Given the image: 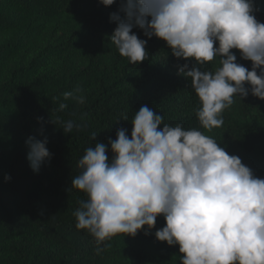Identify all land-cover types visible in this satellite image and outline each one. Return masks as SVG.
<instances>
[{
	"label": "trees",
	"instance_id": "16d2710c",
	"mask_svg": "<svg viewBox=\"0 0 264 264\" xmlns=\"http://www.w3.org/2000/svg\"><path fill=\"white\" fill-rule=\"evenodd\" d=\"M255 3L260 8L256 18L264 23V0ZM119 4L0 0V264H180L179 246L155 239V230L165 226L162 216L151 234H118L99 254L94 238L75 227L73 213L87 196L71 190V180L88 147L114 140L120 128L130 137L135 113L145 105L163 115L165 124L200 128V101L191 81L178 75L177 66L188 61L177 60L165 42L148 39L138 28L133 32L147 40L149 57L130 64L119 55L110 40L117 25L109 19ZM233 51L237 62L251 70V62ZM12 53L15 57L5 62ZM217 67L219 58H214L202 70ZM76 87L83 89V105L63 101L62 94ZM60 102L68 108L54 111ZM57 117L85 127L65 134ZM223 119L220 128L200 130L264 178V101L251 94L243 101L236 98ZM29 136L47 138L52 154L38 173L26 159Z\"/></svg>",
	"mask_w": 264,
	"mask_h": 264
},
{
	"label": "clouds",
	"instance_id": "9594fccd",
	"mask_svg": "<svg viewBox=\"0 0 264 264\" xmlns=\"http://www.w3.org/2000/svg\"><path fill=\"white\" fill-rule=\"evenodd\" d=\"M99 3L109 7L116 0ZM259 11L255 0H120L109 17L117 25L110 40L120 56L139 64L149 54L147 40L133 32L138 28L148 39L165 42L177 60L188 61L177 66L178 75L191 81L200 101V128L211 132L224 125L223 113L236 98L243 101L251 94L264 101ZM233 50L251 62V70L237 62ZM214 58L219 67L202 70ZM82 92L80 87L65 91L63 101L83 105ZM67 108L60 102L54 111ZM50 122H59L65 134L85 127L59 117ZM131 125L130 137L120 128L114 140L88 147L71 180V190L87 196L73 213L75 227L94 238L97 254L118 234H151L162 216L165 226L155 230V239L178 245L180 264H264V178L200 128L165 124L163 115L146 105ZM47 143L35 136L25 140L34 173L52 159Z\"/></svg>",
	"mask_w": 264,
	"mask_h": 264
},
{
	"label": "rangeland",
	"instance_id": "374dc122",
	"mask_svg": "<svg viewBox=\"0 0 264 264\" xmlns=\"http://www.w3.org/2000/svg\"><path fill=\"white\" fill-rule=\"evenodd\" d=\"M36 41H37V40H34V41L30 44V46L28 47V54H31V53L33 52V50H34V46H35V44H36ZM14 57H15V54H14V53H12V54H8L7 57L5 58V62L10 61V59H11V58H14ZM8 151H9V154H10V149H9Z\"/></svg>",
	"mask_w": 264,
	"mask_h": 264
}]
</instances>
